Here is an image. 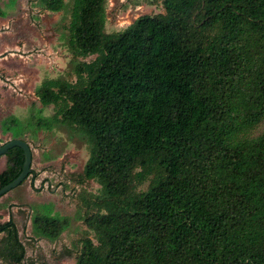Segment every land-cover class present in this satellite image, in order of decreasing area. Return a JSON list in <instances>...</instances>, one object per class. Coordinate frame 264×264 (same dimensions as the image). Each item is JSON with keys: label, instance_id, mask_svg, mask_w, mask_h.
Returning <instances> with one entry per match:
<instances>
[{"label": "trees", "instance_id": "trees-1", "mask_svg": "<svg viewBox=\"0 0 264 264\" xmlns=\"http://www.w3.org/2000/svg\"><path fill=\"white\" fill-rule=\"evenodd\" d=\"M38 1L53 14L65 7ZM69 1L73 67L36 90L41 106L54 108L36 126L82 136L89 157L76 183L99 190L81 197L85 229L65 256L264 264V0H161L162 14L112 34L106 0ZM5 159L0 188L20 174L23 153ZM30 225L53 242L69 220L35 215ZM0 235V262L23 264L10 216Z\"/></svg>", "mask_w": 264, "mask_h": 264}, {"label": "rangeland", "instance_id": "rangeland-1", "mask_svg": "<svg viewBox=\"0 0 264 264\" xmlns=\"http://www.w3.org/2000/svg\"><path fill=\"white\" fill-rule=\"evenodd\" d=\"M64 2V10L53 14L38 0H0V145L25 141L33 171L21 187L0 199V223L9 216L13 219L25 248L23 264H74L73 254L65 252L75 247L85 229L81 197L99 190L94 182L76 183L89 157L82 136L65 127L46 131L36 126L37 120L54 114L53 106H41L36 90L44 81L67 79L73 67L66 47L71 3ZM162 13L161 0H106L104 31L120 33L140 16ZM5 166L1 157L0 173ZM35 215L67 218L68 228L56 241L41 240L31 232L30 219Z\"/></svg>", "mask_w": 264, "mask_h": 264}, {"label": "water", "instance_id": "water-1", "mask_svg": "<svg viewBox=\"0 0 264 264\" xmlns=\"http://www.w3.org/2000/svg\"><path fill=\"white\" fill-rule=\"evenodd\" d=\"M18 148L23 153V163L21 167L20 174L9 184L0 188V199L5 196L7 193L11 192L15 188L19 187L31 172V163H32V152L29 145L22 140H10L5 144L0 146V158L5 157L7 153L14 149Z\"/></svg>", "mask_w": 264, "mask_h": 264}, {"label": "crops", "instance_id": "crops-1", "mask_svg": "<svg viewBox=\"0 0 264 264\" xmlns=\"http://www.w3.org/2000/svg\"><path fill=\"white\" fill-rule=\"evenodd\" d=\"M3 20L2 19H0V22H2Z\"/></svg>", "mask_w": 264, "mask_h": 264}, {"label": "built area", "instance_id": "built-area-1", "mask_svg": "<svg viewBox=\"0 0 264 264\" xmlns=\"http://www.w3.org/2000/svg\"><path fill=\"white\" fill-rule=\"evenodd\" d=\"M36 188V187H35ZM46 188H47V185H46Z\"/></svg>", "mask_w": 264, "mask_h": 264}]
</instances>
